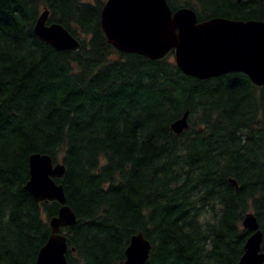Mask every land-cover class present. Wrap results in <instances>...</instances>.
Returning <instances> with one entry per match:
<instances>
[{"label": "trees", "instance_id": "16d2710c", "mask_svg": "<svg viewBox=\"0 0 264 264\" xmlns=\"http://www.w3.org/2000/svg\"><path fill=\"white\" fill-rule=\"evenodd\" d=\"M165 1L197 22H264V0ZM102 5L0 0V264H34L58 210L23 191L31 154L64 167L54 182L75 216L61 230L66 264H123L138 233L150 246L145 264H237L246 213L264 253V87L241 73L186 76L172 51L149 60L114 50ZM42 9L78 48L37 39Z\"/></svg>", "mask_w": 264, "mask_h": 264}, {"label": "water", "instance_id": "95a60500", "mask_svg": "<svg viewBox=\"0 0 264 264\" xmlns=\"http://www.w3.org/2000/svg\"><path fill=\"white\" fill-rule=\"evenodd\" d=\"M46 18L44 10L33 26L39 41L58 52L78 47L62 26L46 25ZM99 25L107 44L118 52L157 60L172 51L175 66L186 76L206 80L241 73L254 86L264 87V22L223 18L197 22L191 9L171 12L165 0H106ZM186 116L184 113L170 125L174 134L186 129ZM63 173V165L53 164L47 155L31 154L27 159L23 191L36 203L53 202L58 206L56 216L48 221L49 236L34 264H66V239L60 230L73 227L75 216L66 206L62 187L54 182ZM240 225L249 236L237 264H264L262 234L253 214L246 213ZM149 251V243L138 233L129 239L123 264H145Z\"/></svg>", "mask_w": 264, "mask_h": 264}, {"label": "flooded vegetation", "instance_id": "af4514ba", "mask_svg": "<svg viewBox=\"0 0 264 264\" xmlns=\"http://www.w3.org/2000/svg\"><path fill=\"white\" fill-rule=\"evenodd\" d=\"M100 1H105V0H100ZM87 2H89V3H93L94 2V0H87Z\"/></svg>", "mask_w": 264, "mask_h": 264}, {"label": "bare ground", "instance_id": "6f19581e", "mask_svg": "<svg viewBox=\"0 0 264 264\" xmlns=\"http://www.w3.org/2000/svg\"><path fill=\"white\" fill-rule=\"evenodd\" d=\"M65 30H66V29H65ZM66 31H67V30H66ZM67 32H68V31H67ZM169 52H171V51H169ZM169 52H168V53H169ZM120 53H121V52H120ZM168 53H166L163 57H165ZM163 57H162V58H163Z\"/></svg>", "mask_w": 264, "mask_h": 264}, {"label": "rangeland", "instance_id": "374dc122", "mask_svg": "<svg viewBox=\"0 0 264 264\" xmlns=\"http://www.w3.org/2000/svg\"><path fill=\"white\" fill-rule=\"evenodd\" d=\"M82 2H87V0H81Z\"/></svg>", "mask_w": 264, "mask_h": 264}]
</instances>
